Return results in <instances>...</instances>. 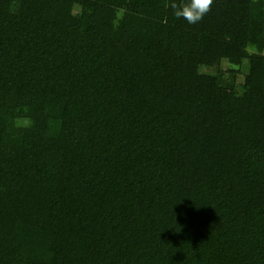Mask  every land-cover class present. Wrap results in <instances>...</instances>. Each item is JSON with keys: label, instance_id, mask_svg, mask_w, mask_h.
<instances>
[{"label": "trees", "instance_id": "1", "mask_svg": "<svg viewBox=\"0 0 264 264\" xmlns=\"http://www.w3.org/2000/svg\"><path fill=\"white\" fill-rule=\"evenodd\" d=\"M181 2L0 0V264H264V0Z\"/></svg>", "mask_w": 264, "mask_h": 264}, {"label": "clouds", "instance_id": "2", "mask_svg": "<svg viewBox=\"0 0 264 264\" xmlns=\"http://www.w3.org/2000/svg\"><path fill=\"white\" fill-rule=\"evenodd\" d=\"M213 0H182L181 3L171 5L174 15L183 18L188 24L199 22L210 10Z\"/></svg>", "mask_w": 264, "mask_h": 264}, {"label": "rangeland", "instance_id": "3", "mask_svg": "<svg viewBox=\"0 0 264 264\" xmlns=\"http://www.w3.org/2000/svg\"><path fill=\"white\" fill-rule=\"evenodd\" d=\"M204 71H207V70H204Z\"/></svg>", "mask_w": 264, "mask_h": 264}]
</instances>
